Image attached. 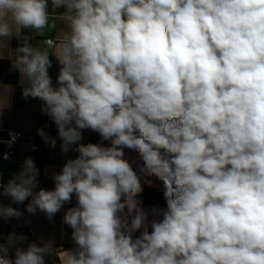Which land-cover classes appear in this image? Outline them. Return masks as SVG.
I'll list each match as a JSON object with an SVG mask.
<instances>
[{
  "label": "clouds",
  "instance_id": "9594fccd",
  "mask_svg": "<svg viewBox=\"0 0 264 264\" xmlns=\"http://www.w3.org/2000/svg\"><path fill=\"white\" fill-rule=\"evenodd\" d=\"M56 19L64 27L47 47L23 34L45 35ZM13 37L23 40L15 50ZM5 49L61 152L78 153L52 190L30 156L6 184L0 174V198L27 200L50 221L75 196L63 222L76 247L61 264H264V0H0V59ZM87 129L110 146L81 143ZM124 149L163 183L159 218L141 207ZM22 215L0 203V219ZM11 242L0 243V264H45L52 251L32 243L13 259Z\"/></svg>",
  "mask_w": 264,
  "mask_h": 264
},
{
  "label": "crops",
  "instance_id": "0c3cea01",
  "mask_svg": "<svg viewBox=\"0 0 264 264\" xmlns=\"http://www.w3.org/2000/svg\"><path fill=\"white\" fill-rule=\"evenodd\" d=\"M49 11L52 12L51 5L49 6ZM63 11V9L56 10L53 15L55 16ZM56 25V29L47 31L45 35H35L32 30L28 29L23 30V34L29 38L28 42L33 47H47L42 42L45 39H58L59 32L64 27L63 22L59 19H56ZM22 43V39L18 40L13 37L9 43V48L15 50ZM48 50L50 52L49 59L52 64L49 68V75L55 86L60 65L56 56L51 54L54 49L49 48ZM4 55L6 58L0 59V96L3 97L7 105L2 113H0V174H2V180L6 184L9 179L21 170V164L26 155L40 148V146L34 143L35 139L39 137L43 151L53 161L52 164L47 165L43 169V178L39 182V187L52 190L55 186L51 178L52 175L59 173L65 161L69 158H75L78 153L75 151H69L67 154L61 152V141L58 137L56 125L52 126L53 121L47 115L41 113L43 102L31 97L25 99L22 96L20 73L12 67L14 55L8 58V49H5ZM40 128H43L49 136L55 138V147H51L50 144L45 143L38 135V129ZM10 130L23 133L24 138L16 146L12 160L5 161L2 158L6 149L4 142ZM91 133L92 130L90 129L83 130L81 143H92ZM5 199H0V203L6 206ZM76 203V198L73 196L71 202L65 204L51 221L43 212L37 211L35 214L27 212L28 229L32 237L42 245L51 242L53 255L58 259L54 262H58L59 264H61L64 252L76 247L71 236L72 229L63 222L65 211L75 206Z\"/></svg>",
  "mask_w": 264,
  "mask_h": 264
},
{
  "label": "rangeland",
  "instance_id": "374dc122",
  "mask_svg": "<svg viewBox=\"0 0 264 264\" xmlns=\"http://www.w3.org/2000/svg\"><path fill=\"white\" fill-rule=\"evenodd\" d=\"M95 136V142L101 143L102 146H110V141H101V137L98 133L92 131ZM124 158L128 160L132 166V168L137 171V174L141 176V182L143 185V192L137 197L140 201H142L141 207L144 209L146 213H148L149 220L153 218H159L153 215V210H166L167 205L164 198V186L161 181L158 180L155 176L152 177H145L143 173L140 172V168L142 167V160L139 154L130 149H124ZM150 179L152 180V186H149L145 180ZM145 191L148 193V198L153 200L155 198L154 194H158L162 196L163 205L152 206L148 205L144 199ZM6 206H11L13 208L19 209L23 215L19 218L11 217L8 219H0V243H4L8 245L9 239L11 238V244L9 246V255L14 259L15 251L17 248L26 250L30 244L36 243L38 245L43 246L42 244L38 243L31 235L28 229L27 223V200L23 203L16 204L14 203L10 197L5 199ZM138 235V233H137ZM55 261V257L53 255V251L51 254L45 256V264H53Z\"/></svg>",
  "mask_w": 264,
  "mask_h": 264
},
{
  "label": "trees",
  "instance_id": "16d2710c",
  "mask_svg": "<svg viewBox=\"0 0 264 264\" xmlns=\"http://www.w3.org/2000/svg\"><path fill=\"white\" fill-rule=\"evenodd\" d=\"M52 126H55L54 122H52ZM91 142L92 143H96L95 142V136L93 133H91ZM34 143L38 146H40V148L36 151H33L29 154L26 155V157H32L35 161V164L37 166V168L39 169V176H38V181L41 182L42 178H43V169L47 166V165H50L53 163L52 160H50L46 153L43 151V148L41 147V141H40V138L37 137L34 141ZM144 199L146 201V203H148V205H152V206H158V205H163V200H162V196L158 195V194H154V197L155 199L153 200H150L148 198V193L147 191H145V194H144ZM55 257V256H54ZM55 260H58L56 257H55Z\"/></svg>",
  "mask_w": 264,
  "mask_h": 264
},
{
  "label": "built area",
  "instance_id": "2783aa9c",
  "mask_svg": "<svg viewBox=\"0 0 264 264\" xmlns=\"http://www.w3.org/2000/svg\"><path fill=\"white\" fill-rule=\"evenodd\" d=\"M24 138L23 133L15 130H10L7 133V139L4 142L6 149L3 153V160L5 161H10L12 160L14 153H15V148L19 144V142ZM7 196H4L0 199H5ZM53 264H59L58 262H54Z\"/></svg>",
  "mask_w": 264,
  "mask_h": 264
}]
</instances>
